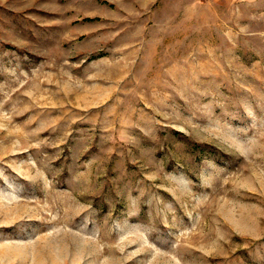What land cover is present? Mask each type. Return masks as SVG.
<instances>
[{"label":"rangeland","instance_id":"1","mask_svg":"<svg viewBox=\"0 0 264 264\" xmlns=\"http://www.w3.org/2000/svg\"><path fill=\"white\" fill-rule=\"evenodd\" d=\"M0 264H264V0H0Z\"/></svg>","mask_w":264,"mask_h":264}]
</instances>
